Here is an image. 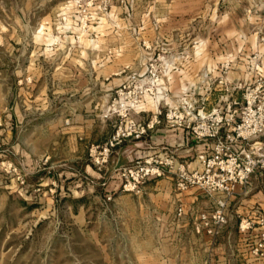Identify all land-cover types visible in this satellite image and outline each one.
I'll list each match as a JSON object with an SVG mask.
<instances>
[{"label":"rangeland","instance_id":"1","mask_svg":"<svg viewBox=\"0 0 264 264\" xmlns=\"http://www.w3.org/2000/svg\"><path fill=\"white\" fill-rule=\"evenodd\" d=\"M148 107L169 109L170 121L191 130L222 120L226 134L249 110L258 123L264 113V0H0V264H139L137 256L154 249L180 252L168 264H264V215L246 218L239 226L251 221L243 229L249 231H237L236 211L247 198L235 191L180 180L181 188L200 185L203 194L196 230L220 200L232 203L234 227L223 228L226 222L212 232H223L221 258L208 257L209 227H201L207 231L199 237L191 228L181 232L177 246L158 243L156 225L146 227L137 205L148 182L169 172L201 171L202 162L199 168L172 158L119 164L113 174L122 190L130 168L165 171L140 184V193L124 190L133 195L121 200L100 194L105 181L81 175L78 163L46 161L68 154V138L88 124L90 164L104 167L111 150L141 128L136 110ZM104 134L107 145L94 146ZM228 145L237 156L251 153L264 161V135ZM27 156L43 158L36 173L28 171L34 165ZM69 167L76 175L39 186L43 181L35 176L70 173ZM78 185L93 190L84 200L92 216L84 231L66 206L77 199L70 188ZM246 186L264 187L262 162ZM50 187L59 189L47 195L57 206L45 212L43 191ZM25 196L37 210L23 208ZM249 198L259 205L258 196Z\"/></svg>","mask_w":264,"mask_h":264},{"label":"crops","instance_id":"2","mask_svg":"<svg viewBox=\"0 0 264 264\" xmlns=\"http://www.w3.org/2000/svg\"><path fill=\"white\" fill-rule=\"evenodd\" d=\"M168 110L167 108L149 107L137 109L135 112L136 119L140 121V126L145 127L147 131L140 137L132 136L125 139L124 142L118 143L116 148L111 150L108 156V164L104 165V167L90 164L91 159L89 148L91 146L89 142L88 124L87 128L83 125L78 130L80 131L78 134L68 138V144L66 145L69 150L68 154L62 155V157L56 154H50L46 157V161L50 162L52 165L60 163L62 160L65 162L78 163L80 165V169L78 170H81V172H78L81 175H88L95 177L100 181H105V186L100 194H103L104 196L112 194V196H118L121 200L125 199V197H129V195H133V193L122 190L123 182L115 174H113L116 166L119 164L136 159L149 163L152 160H155V158H172L176 164L187 163L194 168L201 167V160L199 156L202 153L209 151L206 150V148H210L211 145H213V140L198 138L195 136V132L187 128L185 125H181L177 121H170L166 116L168 115ZM100 137L101 138L94 140L93 145L103 148V146L107 145V137L106 134ZM100 152L102 153V151ZM42 160L43 158L41 156H27L26 163L34 165L29 166L28 171L36 173V171H38L36 170V167L38 165L40 166ZM69 168L72 170L70 172L72 176L69 172H66V170L60 171L61 173H59L58 170H54V172L50 175H42V177L37 175L35 177L43 181L39 184V186H44L46 184L57 186V182L61 181L63 175H66L65 179L76 175L74 173V170L76 171V169L72 167ZM182 177L181 172H169L164 176L149 181L147 187L144 188L143 194L138 196L139 201L137 210L140 212L142 217H145L144 219L146 221L147 228L153 226L154 224L156 225L158 228V238L156 241L163 245H179L182 240L181 232L182 236H184V232H186L189 228H191L193 234L198 237L207 231L205 229L203 232H198L195 227L196 220L199 219L197 212L199 211L200 197L203 196V194H201V190H199L200 185L181 188L179 185ZM244 187L245 189H243ZM247 187L248 186H239L238 189L235 190L237 194L246 196L247 198V200L243 202V204L239 206V209L236 211L238 215L236 216L237 226L235 227L237 231L242 234L249 230L245 231L241 229L239 226L240 222H243L246 218L249 219L255 215H264V187H249V189H247ZM38 189L42 191V188L39 187ZM55 189L57 191L60 189V193L64 192L63 186L59 189L50 187L49 191H43V201L45 202L41 205V207L45 208V212L50 211L53 208L52 206H57L53 197H47V195L51 196L50 191ZM44 190L46 189L44 188ZM70 191L72 197L77 198L75 201H71V203L66 205L67 210L70 211L72 223L73 225L76 224L77 226H81L83 231L88 230L87 227L91 223L90 219L92 216L89 215L88 212L90 207L86 201L84 202V200L88 199L90 191L93 190L78 185L75 188H70ZM18 193H21V191ZM249 195L254 197L258 196L259 205L255 204V202L251 203V201L256 200H251ZM235 198L236 197H233L232 199L235 200ZM23 199V208L30 207L37 210V204L28 200L29 198L27 196ZM79 200H81L82 203L79 202ZM231 206L232 203L228 204L226 209L228 221L223 226L225 229H228V227H234V225H232V221H234L235 211L230 208ZM181 207L183 209L182 216L178 214V209ZM119 210L125 212L126 208L120 207ZM257 212L259 214H257ZM34 220L36 221V219ZM38 221H36V223H38ZM215 227L216 226L212 225L211 230L213 231ZM261 228L264 229V225H262ZM209 230L210 229H208V232ZM209 233V237H211L209 240L211 252L208 257H223V255H218L217 252L218 246H220V242H218V240L223 232L220 231L213 234L211 232ZM147 234H149L148 230L144 235L148 236ZM139 235L144 236L142 233ZM179 254L180 252L178 251L176 254H170L168 251L154 249L146 250L140 253L137 256V259L139 260V264H168L170 259L180 257ZM197 257L200 258V252H195L194 258Z\"/></svg>","mask_w":264,"mask_h":264},{"label":"built area","instance_id":"3","mask_svg":"<svg viewBox=\"0 0 264 264\" xmlns=\"http://www.w3.org/2000/svg\"><path fill=\"white\" fill-rule=\"evenodd\" d=\"M250 111V110H249ZM244 112L243 123L239 125L237 130H230L222 133L223 124L219 122L216 125L209 126L206 123L196 124L192 127L195 136L198 138L212 139L213 149L202 153L199 157L203 165L201 171H195L192 174L182 173L183 178L188 182L205 183L213 191H222L227 194L234 193L238 185L246 186L255 173L256 167L264 161L256 159L251 153L237 156L230 150L229 143H236L242 145L245 140L249 139L251 135L260 134L264 135V113L258 123L252 121V112ZM147 130L145 127L135 130V136L140 137ZM120 135V134H118ZM125 135V134H124ZM113 144V142H112ZM108 150V149H107ZM136 169V168H135ZM165 171L159 167L150 168L141 166L136 171L131 169L122 174L126 179L123 189L126 191L141 192L140 184H142L150 176L164 175ZM227 203L225 200H220L218 208L212 213H203L201 215V222L203 225L198 224V232L201 227H209V232H213L212 225H221L226 223L227 220ZM182 207L178 209V214L182 215ZM264 222V218L262 219ZM242 229L249 228L251 221L247 222L246 226L241 224ZM264 240V233L262 234Z\"/></svg>","mask_w":264,"mask_h":264}]
</instances>
